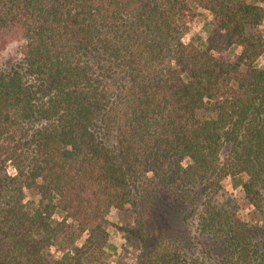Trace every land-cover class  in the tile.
Segmentation results:
<instances>
[{
    "label": "trees",
    "instance_id": "obj_1",
    "mask_svg": "<svg viewBox=\"0 0 264 264\" xmlns=\"http://www.w3.org/2000/svg\"><path fill=\"white\" fill-rule=\"evenodd\" d=\"M263 25L264 0H0V264H106L112 209L135 264H264Z\"/></svg>",
    "mask_w": 264,
    "mask_h": 264
},
{
    "label": "rangeland",
    "instance_id": "obj_2",
    "mask_svg": "<svg viewBox=\"0 0 264 264\" xmlns=\"http://www.w3.org/2000/svg\"><path fill=\"white\" fill-rule=\"evenodd\" d=\"M208 17V15H206ZM264 31V25L261 27ZM199 34L204 40L206 37L205 27L202 24H196L191 31L184 35L183 41L188 42L193 34ZM20 42L12 41L3 50L0 51V67L9 68L20 61L19 52ZM258 62L264 66V54L259 58ZM236 190L233 188L230 180L224 183L223 197L233 195ZM110 225L107 227V242L105 250L107 252L106 264H135V247L129 235L121 232L118 228L130 224L131 219L127 210L117 211L112 209L108 215Z\"/></svg>",
    "mask_w": 264,
    "mask_h": 264
}]
</instances>
